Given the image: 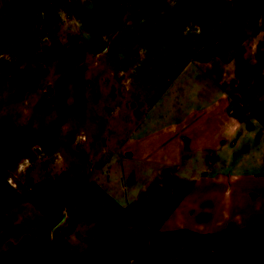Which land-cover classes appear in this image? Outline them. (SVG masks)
Listing matches in <instances>:
<instances>
[{
  "label": "rangeland",
  "instance_id": "1",
  "mask_svg": "<svg viewBox=\"0 0 264 264\" xmlns=\"http://www.w3.org/2000/svg\"><path fill=\"white\" fill-rule=\"evenodd\" d=\"M140 1L0 0V264H264V0Z\"/></svg>",
  "mask_w": 264,
  "mask_h": 264
},
{
  "label": "crops",
  "instance_id": "2",
  "mask_svg": "<svg viewBox=\"0 0 264 264\" xmlns=\"http://www.w3.org/2000/svg\"><path fill=\"white\" fill-rule=\"evenodd\" d=\"M188 162H191L189 159ZM216 206L215 203H211V206ZM240 218L236 221H233L232 219H226V220H219V223H216L215 226L210 227V232L215 234H222L224 232H227L229 228H235V229H246L248 227H251V230H260L262 227H264V204L261 203H254V201L246 205V207L243 210H240ZM218 214L214 213L213 211L209 214V217H207V222H214L218 219ZM262 216V221H258L257 217ZM263 225V226H262ZM254 228V229H253ZM207 231V232H208Z\"/></svg>",
  "mask_w": 264,
  "mask_h": 264
},
{
  "label": "flooded vegetation",
  "instance_id": "3",
  "mask_svg": "<svg viewBox=\"0 0 264 264\" xmlns=\"http://www.w3.org/2000/svg\"><path fill=\"white\" fill-rule=\"evenodd\" d=\"M157 0H150V2L148 4H152L155 3ZM145 1L141 0L140 1V5L143 6ZM147 4V3H146ZM218 38H213L212 41L214 42V44H216ZM222 40V39H220ZM211 42V39L209 40ZM1 127V126H0ZM42 161V160H40ZM34 168V165H33ZM110 239L105 240L102 243V247L100 246L99 248H97V250L102 249V251L106 250L105 253H107V257L106 259H104V257H98L97 259H93L92 263L94 264H125L122 258V254H123V250H116L113 249L111 246V242L109 241ZM27 241L26 240H20L18 241V243H16L15 245L12 246V248L17 252V254L22 255V254H29L31 253V249L28 248V245L26 244ZM101 251V250H100ZM37 255V254H36Z\"/></svg>",
  "mask_w": 264,
  "mask_h": 264
},
{
  "label": "water",
  "instance_id": "4",
  "mask_svg": "<svg viewBox=\"0 0 264 264\" xmlns=\"http://www.w3.org/2000/svg\"><path fill=\"white\" fill-rule=\"evenodd\" d=\"M134 181V179L132 178V180H130L128 183L131 184Z\"/></svg>",
  "mask_w": 264,
  "mask_h": 264
}]
</instances>
